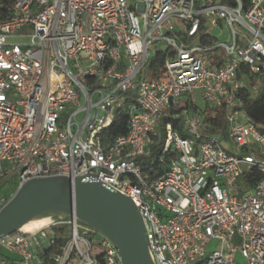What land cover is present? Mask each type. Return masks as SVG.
I'll return each instance as SVG.
<instances>
[{"label":"built area","instance_id":"2783aa9c","mask_svg":"<svg viewBox=\"0 0 264 264\" xmlns=\"http://www.w3.org/2000/svg\"><path fill=\"white\" fill-rule=\"evenodd\" d=\"M217 49L225 61L212 67ZM160 50L165 79H151ZM263 85L264 0L247 11L219 0H0V212L32 179L83 177L132 200L155 264H264V133L245 111ZM122 106L128 131L110 135ZM166 161L152 179L149 164ZM254 171L263 177L247 182ZM241 176L248 190L237 195ZM1 252L0 264H122L75 215L2 238Z\"/></svg>","mask_w":264,"mask_h":264},{"label":"water","instance_id":"95a60500","mask_svg":"<svg viewBox=\"0 0 264 264\" xmlns=\"http://www.w3.org/2000/svg\"><path fill=\"white\" fill-rule=\"evenodd\" d=\"M67 176L35 178L20 187L0 212V239L35 219L75 215L108 238L122 264H155L142 216L132 200L100 181Z\"/></svg>","mask_w":264,"mask_h":264},{"label":"trees","instance_id":"16d2710c","mask_svg":"<svg viewBox=\"0 0 264 264\" xmlns=\"http://www.w3.org/2000/svg\"><path fill=\"white\" fill-rule=\"evenodd\" d=\"M220 3L230 6V7H238L239 4L242 5L243 11H247L251 6V0H219ZM210 39H205L204 42H209L215 40L212 36H209ZM166 58V51L160 50L157 52L155 57L153 58L152 64L150 66V78L156 79V78H162L164 76V69L163 64L164 60ZM211 58V66L217 67L225 61V57L219 52V50H215L212 53H210ZM245 111L249 117V119L256 125V127L264 133V85L263 89L260 92V95L256 99H246V105H245ZM210 113V112H209ZM211 114V113H210ZM215 125L216 127L225 132L227 130V123L224 119V112L221 108L215 109ZM128 131V118L125 113V106L120 107L116 111V117L112 124V126L107 130V133L110 135H120L125 134ZM160 132H162V129L160 128ZM162 134L160 133L159 136H156L154 138V141L151 145L153 158H156V156L159 154L161 146H162ZM168 167V162L166 161L163 165H154L151 166L149 164L148 172L152 174V179L158 178ZM263 177V175L257 171H254L252 173L246 174L245 178L247 179V182L253 183L255 180H259ZM94 254L97 256H101V252L99 249L94 248L93 250ZM0 257H7L10 258L9 255H7L4 252L0 253Z\"/></svg>","mask_w":264,"mask_h":264},{"label":"rangeland","instance_id":"374dc122","mask_svg":"<svg viewBox=\"0 0 264 264\" xmlns=\"http://www.w3.org/2000/svg\"><path fill=\"white\" fill-rule=\"evenodd\" d=\"M228 33L229 30L225 31L224 36L221 38V40H224L225 38L228 37ZM239 44H242V42L239 40ZM161 79H165V76H163ZM197 97H198V104L203 107L205 106V102L201 99V94L200 93H196ZM65 115H67V113H65ZM222 146L225 149L226 152L230 153L232 150H234V146L231 142V140L229 139V134H227L222 140H221ZM230 150V152H229ZM235 186L237 188V191L235 194L237 195H242L244 194L247 190H248V184L245 181L244 176H241L240 178H238L235 182ZM13 236V235H12ZM214 244H216L214 242ZM238 261L242 262V258L241 256H238Z\"/></svg>","mask_w":264,"mask_h":264},{"label":"bare ground","instance_id":"6f19581e","mask_svg":"<svg viewBox=\"0 0 264 264\" xmlns=\"http://www.w3.org/2000/svg\"><path fill=\"white\" fill-rule=\"evenodd\" d=\"M50 222V218L35 219L24 225L21 229L23 233H32L46 226Z\"/></svg>","mask_w":264,"mask_h":264}]
</instances>
